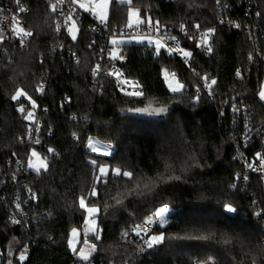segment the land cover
<instances>
[{
  "label": "trees",
  "instance_id": "trees-1",
  "mask_svg": "<svg viewBox=\"0 0 264 264\" xmlns=\"http://www.w3.org/2000/svg\"><path fill=\"white\" fill-rule=\"evenodd\" d=\"M8 1L0 0V6ZM24 1L29 8L25 19L33 32L29 47H6L2 52L0 43V264L9 259L20 264L17 249L25 245L28 259L23 264L72 263L68 246L72 229L80 231V243L89 231L77 201L93 186L91 159L121 166L135 176L131 181L113 177L107 187L98 188L97 221L102 235L92 253L98 263L192 264L212 257L214 264H252L253 260L264 264V229L262 220L255 217L258 206L254 203L255 195L262 198L260 182L254 176L247 185L236 183L240 165L229 142L228 114L233 100L240 97L249 106L254 124H264V101L258 96L264 83V0H220L219 4L216 0H133L142 18L159 20L163 29L173 33H180L181 23H199L217 31L211 55L196 48L194 40L184 38L183 45L193 52L190 60L164 50L158 57L149 45L118 44L119 51L128 56L123 62L101 52L104 38L83 23L75 41L66 31L58 33L48 0ZM128 7L112 0L110 29L126 23ZM60 44L77 52V62L58 51ZM249 53L254 60L248 59ZM97 63L102 70L121 64L126 76L140 83L144 95L128 97L102 74L94 77L91 70ZM165 69L178 74L179 83L185 85L181 93H171L162 76ZM238 69L243 78L237 77ZM206 74L209 82L217 81L213 95L202 87L201 77ZM41 83L43 93L35 90ZM198 85L200 99L196 102ZM18 88L38 105L40 132L35 137L39 144L28 140L29 123L11 100ZM171 105L174 109L162 117L127 111ZM90 136L111 144L112 155L91 152L86 147ZM32 148L54 163L48 172L30 171L15 185L9 181L15 173L13 153L26 160ZM48 148L57 155L47 153ZM24 187L36 192L37 203L23 205L26 215H21L14 200ZM117 200L123 203L118 205ZM164 203L171 209L168 223L154 230L165 233L164 242L139 252L143 241L131 227ZM225 203L237 211L226 212ZM11 213L21 223H11ZM126 230L129 235L123 237ZM172 236L209 239L168 238Z\"/></svg>",
  "mask_w": 264,
  "mask_h": 264
},
{
  "label": "snow or ice",
  "instance_id": "snow-or-ice-1",
  "mask_svg": "<svg viewBox=\"0 0 264 264\" xmlns=\"http://www.w3.org/2000/svg\"><path fill=\"white\" fill-rule=\"evenodd\" d=\"M16 5L18 6L17 9L14 10V14L11 17V24H10V31L14 37H16L19 41V44L21 47L25 46L27 42V38H30L33 36V32L28 30L24 25L21 24L20 20V14L26 12L27 10L22 5V0H15ZM63 3V0H57V3L50 4V9L53 12H56L58 4ZM70 3L77 5L79 8L83 9L86 12H92L94 15L97 16L99 21L101 23H104L106 26L108 25V8L110 4L112 3V0H100L99 3H96L95 0H88V3H83L81 0H70ZM120 3L128 5V14H127V20L125 23V28L131 29L133 27L138 28L140 24H147L149 29H154L157 33L161 31L160 29V21L154 20L152 17L147 16L144 19H141V12L139 8H136L133 6V0H120ZM216 3L219 4L220 0H216ZM97 9H100L99 13H97ZM0 11H3L0 9ZM257 15H260V13H257ZM133 18H135L133 20ZM5 20L8 19L7 16L4 17ZM225 20H220L219 23L223 24L225 23ZM228 23L236 28H240V25L228 21ZM64 26L66 27V30L68 34L70 35L71 39L75 41L77 39V33L79 29L77 28L76 20L73 19L71 10L70 14L67 15L64 19ZM180 30L184 32V34L188 37L189 40L196 41V48H200L202 50L206 51V54L211 55L213 52V45H212V38L215 36L217 29L215 27H209L207 29L202 28V26L199 23L193 24V25H185L184 23L180 24ZM61 30V24L56 25V31L59 32ZM194 30L195 34H191V32ZM4 28H0V43H3L5 37H4ZM123 30H121V35H123ZM129 41L136 39V37H132L129 35L128 37ZM144 40H147L149 44H154L155 49L154 53L156 56L162 55V50L166 51L168 55H173L175 53H179L184 58L190 60L193 57V52L189 50H185L183 48H177L172 47L169 45L168 41L175 42L176 45H179V40L176 36H169L168 40H164L162 38H156L153 39L151 36H141L138 42L143 43ZM123 40H118L115 35L113 38L110 39V43L114 46L118 45L119 43H124ZM95 42H93L94 44ZM89 47H92V44L89 45ZM108 52V56L111 60H124V55L117 50L116 47H113L111 50L101 49V52ZM75 55V54H73ZM256 55H260V53H256ZM254 56L252 53H249L248 59L250 61L254 60ZM43 63V61H42ZM92 75L99 76L102 72V65L97 63L95 67L91 70ZM194 71V70H193ZM106 76H112L115 77L116 80H121L123 77V72L115 69L114 66L112 68H109L106 72L103 73ZM173 76L175 74H172ZM237 77L243 78L241 75L240 70L238 69L236 72ZM169 76V73L167 69L164 70V77L167 79ZM201 79L204 81L202 87L208 90L209 95H213V86L217 84L216 79H211L209 82L208 75H204L201 77ZM123 83L125 85L130 84L131 87L134 89L133 91H127L124 88H121V91L124 92V94L128 97H141L144 95V93L138 89V82L135 81H129L127 79L123 80ZM169 90L171 93L178 94L181 93L185 89V85L182 83L177 82L175 86L173 84L169 83L168 85ZM200 88L201 86H197V95L195 97V101L198 102L200 99ZM37 92L43 93L44 92V85L41 83L36 89ZM259 99L261 101H264V85H262L260 91L258 92ZM22 97L27 98V100L30 102L31 110L26 108L21 104V106L17 109L22 115L24 120L29 121L28 125V131L27 135L29 139H32L34 133H39V123L36 120L35 116V109L38 107L35 100L32 99L31 96L28 95L26 91L23 89H17L15 93L11 96L12 101H20ZM129 112H136V113H142L146 114L148 116H159L163 113H167L169 111L167 106L160 107V108H136L127 109ZM233 111L238 112L240 111L239 108L233 106ZM75 118V117H74ZM34 126V127H33ZM73 136L76 139H79V137L76 135V133H73ZM21 142H23V138H21ZM35 144H39V139H35L33 141ZM99 141H93V138L89 137L86 147L93 153H96L99 151L97 148V144ZM108 150L100 153L104 156H111L112 155V145L108 144L105 146ZM47 153L51 154L53 157L57 155L55 149L48 148ZM13 155H16L13 153ZM33 158H35L39 165L33 163ZM255 161H259V164L257 165ZM50 163H54V160H50L49 156L47 154L41 155L38 153L34 148L30 149L29 156L27 157V163H26V170L34 171L37 175H41L42 173H46L50 170ZM89 163L93 166L95 170V177L93 186L91 188V191L88 192L86 195H81L78 197V209L84 214L85 218V224L89 226V231L84 233V245L85 248L78 249L76 246V242H74V239L68 240V246L71 249L72 253L77 256L78 260L81 262H87V264H92V253H95L97 251V245L95 243H90L89 241V235H91V238L99 241L100 240V230L97 225V220L99 218L100 214V208L96 206V198L99 195L98 188L100 185H104L105 187L108 186V184L111 182L112 178H117L119 180H124L125 178L128 181H131L135 178L134 172L130 170H124L121 166H113L111 164H101L98 163L96 159H91ZM247 168L253 172H264V154L262 153H256L255 154V160L253 162H250L247 164ZM244 179L247 181L249 177L247 175H241L237 173L236 179ZM13 179H15V174H13ZM169 179H173V177H169ZM174 179L179 180L180 177L176 176ZM145 187H148L145 185ZM232 188H236V184L231 185ZM28 192L30 193V199H37V194L34 192L31 188L28 189ZM138 195H144L143 192L137 193ZM24 203H27L25 201ZM123 202L121 200H117L116 204L120 205ZM255 203V202H254ZM224 209L228 213H235L237 209L233 207L230 203H225L223 205ZM15 208L17 212L21 215H26L23 212L22 205L19 201L15 203ZM170 212V206L167 203L162 204L159 207L155 208V211L150 213L142 222V224H134L133 227L130 229V231L134 232L137 237H140V239L143 241L142 245L138 246L139 252H144L145 248L152 249L157 245H160L164 242L166 236L164 232L160 233H154L150 231L151 226L153 225H159L160 227H163L165 224L168 223V214ZM257 217L262 216V212L258 211L255 213ZM10 222L13 224H19L21 223V220L17 219L15 216H11ZM143 233V235H142ZM78 235L77 229L73 228L71 236L75 238ZM129 230H126L122 233L123 237H128ZM169 239H200V240H207L209 239L208 236H191V237H168ZM15 239V238H14ZM51 239V237H50ZM54 242V241H53ZM224 243H230V241L225 240ZM19 252L18 260L20 264H23L25 260L28 259L27 255V246L25 245L23 247V250L17 249ZM11 251L9 252V255L11 256ZM212 257H208L206 261H201L199 259L193 260L192 264H211ZM7 264H13L12 260L9 259L7 261ZM252 264H256V261L253 260Z\"/></svg>",
  "mask_w": 264,
  "mask_h": 264
},
{
  "label": "built area",
  "instance_id": "built-area-1",
  "mask_svg": "<svg viewBox=\"0 0 264 264\" xmlns=\"http://www.w3.org/2000/svg\"><path fill=\"white\" fill-rule=\"evenodd\" d=\"M82 1V0H81ZM49 2V9H50V4L52 3H57V0H48ZM22 5L23 7L27 10L24 13L20 14V20H21V24L24 25L28 30H30L28 28L27 25V21L25 19V16L29 13V8L25 5V1L22 0ZM17 5L15 3V0H9L8 2L4 3L3 5L0 6V9H2L3 11H0V28H4V41L2 44V52L6 51V47H13V48H28L30 41L32 39V37L27 38V42L25 44V46L21 47L19 44V41L16 37H14L11 33L10 29V24H11V17L14 14V10L17 9ZM224 10L227 9L226 6H224L223 8ZM70 10H71V14L73 19L76 20L77 23V28L79 29L80 25L83 23L86 25L87 30L90 31L91 33L95 34L96 36H100L104 38V42L106 43V45L102 46V49H106V48H113L114 46L110 43V39L113 38V36H123V35H140L143 33H153L155 34L157 37L162 38L164 40H168L169 36H176L179 40V45H176L175 42L172 41H168L169 45L172 47H177V48H183L185 50H189V48L185 47L183 45V39L186 38L187 40L188 37L184 34V32L180 31L179 34L173 33L170 30H165L160 26L161 31L159 33H157L154 29H149L147 24H140V26L138 28L133 27L131 29L125 28V24L121 25L119 27H115L114 29H110L108 27V25L106 26L104 23H101L99 21V19L97 18L96 15H94L92 12H86L83 9L79 8L77 5L70 3V0H63V3L58 4L57 6V10L56 12H53L56 15V20H55V28L57 24H61V30L58 33L61 32H67L66 27L64 26V19L67 15L70 14ZM51 11V9H50ZM7 16L8 19L5 20L4 17ZM207 29V28H204ZM121 30H123V35H121ZM31 31V30H30ZM78 34V33H77ZM191 34H195L194 30L191 32ZM214 38L215 36L212 38V45L214 47ZM196 43V41H195ZM112 46H110V45ZM200 49V48H199ZM204 54H206L205 50L200 49ZM58 51L61 53H65L69 58L73 59L75 62H77L78 60V54L76 51H74L70 46H66L64 44H60L58 46ZM190 51V50H189ZM75 54V55H73ZM124 55V60L126 61L128 59V56L126 54ZM173 55H178L181 56L178 52L173 54ZM183 57V56H181ZM184 58V57H183ZM185 60H188L186 58H184ZM114 66L115 69H118L120 71L123 72V77L121 78V80H116L115 77L112 76H106L103 73L106 72L109 68H112ZM106 70H102L101 74L104 76L105 79L110 80L114 83L115 87L124 94L123 91H121V88H124L127 91H133L134 89L131 87L130 84L125 85L123 83L124 79H127L129 81H135L138 82L136 79L134 78H130L128 76H126L124 69L122 67L121 64H112L110 67ZM240 70V69H239ZM169 76L167 79H165L164 77V70L162 72V76L164 78V80L169 84H173V86H175V84L177 82H179V76L176 72H170L168 71ZM172 74H175L174 76ZM45 88V87H44ZM142 91V87L140 85V83L138 82V89ZM200 94V92H199ZM66 101H68V98L66 97ZM234 102L229 106V110H228V114L230 115L231 119V133L229 136V142L230 145L233 147L234 149V158L235 160L239 163L240 165V169L236 172L235 177L237 176V173H239L241 175V177H243V175H247L249 177V179L247 181H245L244 179H236V183L240 182L243 185H247L250 181L252 177H256L258 178L259 182H260V187H261V192H262V198L261 200L255 195L254 196V202L257 204L258 209L256 210V212L260 211L262 212V216L261 217H257L255 215V217L258 220H262V224H263V229H264V172H253L251 170H249L247 168V164L250 162H253L255 160V154L256 153H262L264 154V124L261 125H255L254 122L251 119V112H250V108L248 105H246L242 99L240 97L235 98V100H233ZM17 102V109L21 106V104L23 106H25L26 108H28L29 110H31V105L28 101L26 100H22L20 99V101H16ZM233 106L237 107L240 109V111L238 112H234L233 111ZM35 116H36V120L38 121V123H40V120L37 116V110L35 109ZM28 123H30L28 121ZM34 127V126H33ZM36 133H34L32 139H29V141H34L36 139L35 137ZM14 157V161H15V179H13V175L10 178V182H12L13 184L17 185L18 180L20 179V177H26L28 175V173L31 170H26V163H27V159L24 160L21 157H18L17 155H13ZM35 161V164H37V166L39 165V162L33 158V163ZM255 163L258 165L259 161H255ZM6 182V179L4 180V183ZM29 188H23V189H18L19 191L16 193L15 195V200H14V205L17 201H19L22 205H27L29 203H37V199L33 200L30 199V193L28 192ZM20 190L23 192V194H21ZM25 201H27V203H24ZM260 201L262 202L263 205L260 204ZM11 216H15L13 213H11ZM17 219H19L17 216H15ZM20 220V219H19ZM144 221V219L140 222H137L135 224H142V222ZM159 226V225H153L150 228L151 232H154L155 228ZM133 227V226H132ZM131 227V228H132ZM100 238L102 235V229L100 228ZM132 232V231H131ZM134 235L135 233L132 232ZM143 235V233H142ZM136 236V235H135ZM90 243H95L96 240L89 238ZM71 264H87V262H81L78 260L77 256L73 254V260ZM92 264H102V263H98L97 261H95L94 259H92Z\"/></svg>",
  "mask_w": 264,
  "mask_h": 264
},
{
  "label": "rangeland",
  "instance_id": "rangeland-1",
  "mask_svg": "<svg viewBox=\"0 0 264 264\" xmlns=\"http://www.w3.org/2000/svg\"><path fill=\"white\" fill-rule=\"evenodd\" d=\"M85 1H86L85 3H88V0H85ZM117 1L120 2V0H117ZM95 2H96V3H99L100 0H95ZM109 7H110V6H109ZM108 9H109V8H108ZM99 11H100V9H97V13H99ZM127 14H128V12H127ZM108 15H109V11H108ZM134 19H135V18H133V20H134ZM141 19H144V18L141 17ZM131 36H132V37H136V39L129 41V39H128L129 35L116 36V38H117L118 40H123V41H125L124 43H119V44L149 45V46H153L154 48H155V45H154V44H149L147 40H144L143 43L138 42V40L140 39L141 36H151L153 39L159 38V37H157V36H156L155 34H153V33H143V34H140V35H131ZM113 46H114V45H113ZM114 47H116L117 50L119 51L120 46L116 45V46H114ZM263 85H264V83H263ZM90 137L93 138V141H94V142H95V141H99V143L96 145L97 148L99 149V151L96 152V154H100V153H102V152L108 150L105 146L108 145L109 143H105V142L101 141L100 139H98L97 137H94V136H90ZM88 139H89V138H88ZM113 148H114V147L112 146V149H113ZM100 155H101V154H100ZM34 164H35V161H34ZM170 210H171V209H170ZM169 214H170V212H169ZM169 214H168V217H169ZM168 217H167V219H168ZM112 220H114V219H112ZM97 225H98V221H97ZM87 227L89 228L88 225H87ZM98 228L100 229L99 225H98ZM12 245H13V247H14V246L16 245V243L13 242ZM13 247H12V248H13ZM80 248H85V249H86V246L84 245L83 242H82ZM80 248H79V249H80ZM0 254H1V251H0ZM18 256H19V253H18ZM211 264H214V261H213V260H212Z\"/></svg>",
  "mask_w": 264,
  "mask_h": 264
},
{
  "label": "crops",
  "instance_id": "crops-1",
  "mask_svg": "<svg viewBox=\"0 0 264 264\" xmlns=\"http://www.w3.org/2000/svg\"><path fill=\"white\" fill-rule=\"evenodd\" d=\"M81 2H83V3H85L86 1L85 0H82ZM108 11H109V9H108ZM111 151H112V149H111ZM77 232H78V235L75 237V238H73L71 235H70V238L71 239H74V242H76V246H77V248L79 249L80 248V246H81V244L82 243H80V240H81V234H80V231H78L77 230ZM72 233V232H71ZM69 238V239H70ZM70 249V248H69ZM71 250V249H70Z\"/></svg>",
  "mask_w": 264,
  "mask_h": 264
},
{
  "label": "water",
  "instance_id": "water-1",
  "mask_svg": "<svg viewBox=\"0 0 264 264\" xmlns=\"http://www.w3.org/2000/svg\"><path fill=\"white\" fill-rule=\"evenodd\" d=\"M167 107H168L169 111H168L167 113H163V114L159 115V117H162V116L168 114L171 110L174 109V106H172V105H171V106H167ZM138 115L142 116V115H144V114L140 113V114H138Z\"/></svg>",
  "mask_w": 264,
  "mask_h": 264
}]
</instances>
